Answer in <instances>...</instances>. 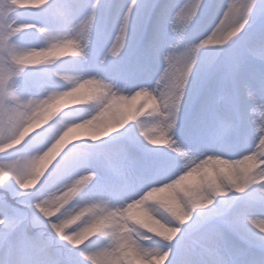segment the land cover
<instances>
[{
  "label": "snow or ice",
  "instance_id": "1",
  "mask_svg": "<svg viewBox=\"0 0 264 264\" xmlns=\"http://www.w3.org/2000/svg\"><path fill=\"white\" fill-rule=\"evenodd\" d=\"M157 261L264 264V0H0V264Z\"/></svg>",
  "mask_w": 264,
  "mask_h": 264
},
{
  "label": "clouds",
  "instance_id": "2",
  "mask_svg": "<svg viewBox=\"0 0 264 264\" xmlns=\"http://www.w3.org/2000/svg\"><path fill=\"white\" fill-rule=\"evenodd\" d=\"M19 2L21 3V5H23V4H27L30 2H34V0H19ZM70 53H71L70 48L63 47V48L56 49V50H53L47 53H42L39 57L30 56L28 57V59L32 60V59L39 58L41 60H45V59H52L53 57H58L60 55H68ZM94 95H95V89L91 85H82V86L73 88L67 93L63 94V96L60 97L59 102L54 104V107L58 111H63L65 108L71 109L75 107L76 105L85 104L89 102V100ZM52 110H53V106L43 107L36 114L29 128L26 129L25 132L22 134L21 139H23L24 136L30 134V131L35 130L37 126H42L43 123H45L48 120L49 113H51ZM114 118H115V112L110 111L109 113H106L104 116L100 118H93L91 120H85L81 123L72 124L67 129L66 134H70V135H82L83 133L97 134ZM53 155L55 154L53 153ZM51 160H52V155H46L43 163L48 164V162ZM147 223L153 227L158 226L156 222L153 220H148ZM92 231H95V228H93ZM157 264H160V262L157 261Z\"/></svg>",
  "mask_w": 264,
  "mask_h": 264
}]
</instances>
